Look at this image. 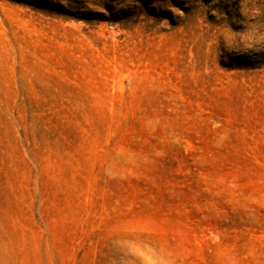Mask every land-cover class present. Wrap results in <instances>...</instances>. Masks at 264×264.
<instances>
[{
  "label": "rangeland",
  "instance_id": "374dc122",
  "mask_svg": "<svg viewBox=\"0 0 264 264\" xmlns=\"http://www.w3.org/2000/svg\"><path fill=\"white\" fill-rule=\"evenodd\" d=\"M0 264H264V0H0Z\"/></svg>",
  "mask_w": 264,
  "mask_h": 264
}]
</instances>
